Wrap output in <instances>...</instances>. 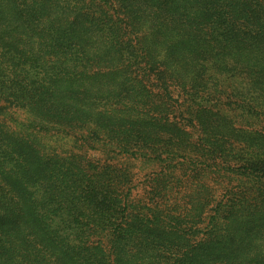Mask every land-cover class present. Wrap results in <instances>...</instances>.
<instances>
[{
  "label": "trees",
  "instance_id": "obj_1",
  "mask_svg": "<svg viewBox=\"0 0 264 264\" xmlns=\"http://www.w3.org/2000/svg\"><path fill=\"white\" fill-rule=\"evenodd\" d=\"M261 120L264 0H0V264H264Z\"/></svg>",
  "mask_w": 264,
  "mask_h": 264
},
{
  "label": "rangeland",
  "instance_id": "obj_2",
  "mask_svg": "<svg viewBox=\"0 0 264 264\" xmlns=\"http://www.w3.org/2000/svg\"><path fill=\"white\" fill-rule=\"evenodd\" d=\"M264 125V120H261L257 126L255 127L256 129H259L260 126L263 127ZM58 146H62L64 147V149H68L70 148L71 143H69L67 140L63 141V142H59ZM90 159L92 160H97L101 158V154H98L96 152H89L87 155ZM127 158H119L120 161L124 162L128 167L131 168V173L134 176V184L137 186L136 189V193H138L139 195L142 193V191L145 190L144 186V182L145 180L152 175L154 172L158 171V167L154 166V165H150V164H143L140 161H135V160H125ZM176 174H179V172H175L174 176H176ZM224 182V181H223ZM210 186H213L214 188H217L218 185L217 184H212L209 183ZM185 184L183 183L177 190H174V197L175 198H181L185 193H186V189H185ZM187 188V187H186ZM188 189V188H187Z\"/></svg>",
  "mask_w": 264,
  "mask_h": 264
}]
</instances>
